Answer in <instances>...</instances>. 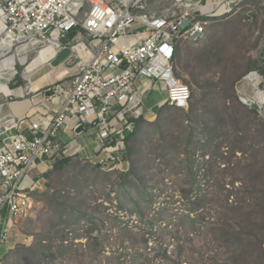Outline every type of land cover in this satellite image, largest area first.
Masks as SVG:
<instances>
[{
  "label": "rangeland",
  "instance_id": "374dc122",
  "mask_svg": "<svg viewBox=\"0 0 264 264\" xmlns=\"http://www.w3.org/2000/svg\"><path fill=\"white\" fill-rule=\"evenodd\" d=\"M232 7L203 38L178 43L188 107L163 103L139 119L110 167L101 153L49 169L0 264H264V0ZM37 51L17 62L16 86L29 85ZM247 96L255 106L240 102Z\"/></svg>",
  "mask_w": 264,
  "mask_h": 264
},
{
  "label": "built area",
  "instance_id": "2783aa9c",
  "mask_svg": "<svg viewBox=\"0 0 264 264\" xmlns=\"http://www.w3.org/2000/svg\"><path fill=\"white\" fill-rule=\"evenodd\" d=\"M232 6L233 0H0V76L9 75L1 96L11 98L16 64L24 63L27 53L38 50L37 55L53 43L57 51L76 49L63 60L73 71L47 87L50 99H61L55 114L31 124L29 134L20 130L23 119L0 118L3 224L12 227L31 210L32 190L23 187V180L34 162L46 158L53 166L67 157L59 131L70 120L76 133L94 130L101 153L117 161L137 121L152 115L139 79L161 85L167 105L188 107L191 93L174 64L178 43L203 38L208 26L230 14ZM34 42L38 45L32 47ZM13 50L12 69L5 59ZM254 75L245 78L248 86ZM244 98L256 105L253 97ZM258 104L257 112L263 115L264 101Z\"/></svg>",
  "mask_w": 264,
  "mask_h": 264
},
{
  "label": "crops",
  "instance_id": "0c3cea01",
  "mask_svg": "<svg viewBox=\"0 0 264 264\" xmlns=\"http://www.w3.org/2000/svg\"><path fill=\"white\" fill-rule=\"evenodd\" d=\"M61 51V53L56 54L55 50H52V52L54 53L53 56L51 55L52 52L50 51H46L44 53L42 60H49L48 66L52 67L53 70L45 68L48 67L44 66L46 63H43L42 66L40 65L41 69H44L36 73V75L34 76V88L36 90V88H38L41 83L46 84L43 85L39 90L32 92L29 90V85L23 88L22 86H16V84H14V88L12 87L10 93L8 92V94L11 95V98H5L4 96L0 95V118H3L5 116H15L17 118L23 119L20 125V130L26 134H29L28 127L31 124H35L36 122H38L40 118L45 114H55V112L58 110L59 102L61 99H50L49 93L47 92V87L52 84L50 82H53L56 79L59 80V78L62 79L64 76H66V74H69L73 71L71 69H66L65 65H63V60L68 56L69 51ZM52 57L55 58L52 61L53 63H51ZM42 62L44 61H41V63ZM138 87L145 104L149 101H152V96H154L153 98L159 100L161 98L160 101L155 99L156 101L153 107L150 108L152 110V115L148 113L149 117L154 116L160 106L165 102V93L162 86L157 85L149 80L139 79ZM45 88L46 90L42 92L41 90H44ZM73 127L74 120H70L67 123L66 128L59 131V138L63 140L67 145L68 150L66 158L71 159L74 157H84L90 162L91 160L94 162L95 160L99 161L101 151L99 149V141L96 138L95 131L89 130L87 132L76 133L72 129ZM74 139L76 140V142L72 144V141ZM60 159L61 158H59V160ZM49 169H52L50 160L46 158L36 160L32 168L28 172V176H26L24 179L26 180V182L25 184L23 183V187L32 191L35 189H39L41 187V184L43 183V176ZM3 218H5V216H3V213H0V245H5L8 243L7 236L9 235V231L12 228L11 226L9 227L3 224V222L5 221Z\"/></svg>",
  "mask_w": 264,
  "mask_h": 264
},
{
  "label": "bare ground",
  "instance_id": "6f19581e",
  "mask_svg": "<svg viewBox=\"0 0 264 264\" xmlns=\"http://www.w3.org/2000/svg\"><path fill=\"white\" fill-rule=\"evenodd\" d=\"M0 32H1V29H0ZM32 47H35V46H37L38 45V43L37 42H34V43H31L30 44ZM52 50H55V53L56 54H58V53H61L62 51L61 50H63V51H65V50H68L69 52H68V55H70L73 51H75L76 49H72V48H62V49H60L59 51H57L56 50V45H55V43H53V44H50L49 45V47L48 48H46V49H44V50H41L40 52H39V54H37L36 55V59L33 61V62H31V64L28 66V68H27V71H26V73H28V72H32L33 71V69L34 68H36V70L33 72V74L31 75V77H29V79H28V84H29V90L30 91H35V88H34V80H33V78H34V76L36 75V73H38L39 71H41V70H43V69H38L39 67V64L38 63H41V61H44V62H42L40 65L42 66L43 65V63H47L49 60H42V57L44 56V53L47 51V52H52ZM61 51V52H60ZM42 52V53H41ZM22 53H24V52H22ZM40 54H42V55H40ZM52 56L54 55V53L52 52V54H51ZM23 56H24V58H25V53L23 54ZM39 56V57H38ZM15 57H16V55H15V53H13V54H10L9 56H7L6 57V59H5V63H6V65H10V67H12V69H13V65H14V63H15ZM55 58L54 57H52L51 58V63H53L52 61L54 60ZM25 62H27V59L25 60ZM24 62V63H25ZM38 67V68H37ZM46 68V67H45ZM13 72V71H12ZM29 74V73H28ZM9 77V75L8 74H5V75H1L0 76V89L1 90H5V85H3L4 83H5V81L7 80V78ZM259 96H260V99L261 100H263L264 101V96L260 93L259 94Z\"/></svg>",
  "mask_w": 264,
  "mask_h": 264
},
{
  "label": "trees",
  "instance_id": "16d2710c",
  "mask_svg": "<svg viewBox=\"0 0 264 264\" xmlns=\"http://www.w3.org/2000/svg\"><path fill=\"white\" fill-rule=\"evenodd\" d=\"M132 134H130L128 137H130ZM127 137V140L129 139ZM126 157V156H125ZM70 161V158H61L60 160L58 159L57 160V162L52 166V168H55V167H57V168H59V167H61L63 164H65V163H67V162H69ZM115 163V161H109V162H107V163H105V164H102L104 167H110L111 165H113ZM213 254H209V256H206V258H207V260L208 261H214V259H213ZM223 263H221V264H231V263H228L227 262V260H225L224 259V261L223 260H221ZM215 263H217V262H215ZM214 263V264H215Z\"/></svg>",
  "mask_w": 264,
  "mask_h": 264
},
{
  "label": "water",
  "instance_id": "95a60500",
  "mask_svg": "<svg viewBox=\"0 0 264 264\" xmlns=\"http://www.w3.org/2000/svg\"><path fill=\"white\" fill-rule=\"evenodd\" d=\"M48 93H49V95L51 94L50 91ZM240 102H242L246 106H251V102L249 100L245 99V98H240ZM81 130L82 129H79L78 131H81Z\"/></svg>",
  "mask_w": 264,
  "mask_h": 264
}]
</instances>
